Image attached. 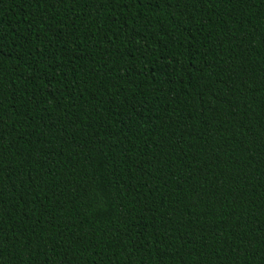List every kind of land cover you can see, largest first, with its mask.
Segmentation results:
<instances>
[{"label": "trees", "instance_id": "1", "mask_svg": "<svg viewBox=\"0 0 264 264\" xmlns=\"http://www.w3.org/2000/svg\"><path fill=\"white\" fill-rule=\"evenodd\" d=\"M0 264H264V0H0Z\"/></svg>", "mask_w": 264, "mask_h": 264}]
</instances>
